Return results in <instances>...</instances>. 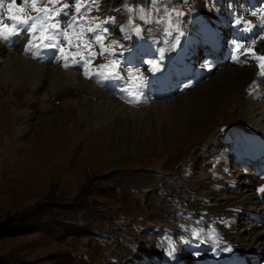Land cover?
Segmentation results:
<instances>
[{
	"label": "rangeland",
	"instance_id": "rangeland-1",
	"mask_svg": "<svg viewBox=\"0 0 264 264\" xmlns=\"http://www.w3.org/2000/svg\"><path fill=\"white\" fill-rule=\"evenodd\" d=\"M27 1L29 5L27 13L23 12L22 22L34 21L32 31L42 32L50 38L61 36L64 32L61 37L63 41H71L72 38L70 44L73 51L93 41V34H89L85 28L80 29L85 32L82 35L73 28L75 19L87 17L88 13L99 17L96 20L92 16L93 27L109 19V23L100 24L99 28L103 31L97 32V36H103L107 29L111 32L114 30L117 37L125 38L124 31L118 29L123 24L122 19L126 20L127 17L124 11L120 14L112 9V5L117 8L120 6L116 0H84L79 13L75 11L76 0H58L57 6H52V0H35V8H32L33 0ZM254 1L258 4L260 0ZM197 2L201 3L202 0H191L188 5L194 8L192 14L206 13ZM65 4L68 7H64ZM229 4L233 5L231 10ZM165 5L170 8L175 2L169 0L158 4L156 8L163 11ZM42 7L47 11H40ZM243 9H247L245 0H224L216 21L227 22V26L223 27L225 33L235 31V27H232L233 13ZM39 12L46 15L45 19L33 20ZM61 13L64 17L59 19ZM111 17H115V22L111 21ZM215 28L216 25L211 24L213 31ZM26 40L29 38L24 42ZM96 44L98 46L99 43ZM15 49L21 51L18 47ZM101 52L102 49L95 52L94 67L98 65ZM74 53L79 57L85 55L80 60L83 64L87 65L91 60V53L85 48ZM34 63L39 65V62ZM39 66L45 67L44 64ZM87 68L92 75V67L89 65ZM99 71L95 68L94 75ZM217 74L218 71L210 80L218 76L220 80L223 72ZM222 79L227 80L226 77ZM51 83L53 79L47 84L46 95L33 106L27 100L36 94L35 90L20 87L19 93L14 92L4 80L0 81V102L6 103L8 107L5 114L0 111V225L32 214H40L42 222H45L44 228L38 232L0 238V264H133L143 260L138 255L154 250L157 237L165 228L171 229L176 236L181 235L180 229L172 226L182 220V217L176 216L173 201L183 205L189 202L191 205L195 204L192 199L197 196L201 199L213 197L212 190L204 187L205 182L199 188L191 178L185 176L186 164L193 168V180L197 176L211 177L204 170L208 169L206 164L209 163L207 151L216 146L217 139L214 137H221L219 132L223 126L245 124L254 126L256 131L264 135V119L254 114V107H247L250 115L240 120L239 110H242L243 104H238L235 109H227L223 105L216 108L218 102H223L229 96L224 91L212 99L206 116L201 111L207 105L199 106L196 114L199 112L200 115L192 122H186L185 112L179 107L173 112L175 116L171 114L169 118H152L149 122L136 124L124 123L129 115L111 120L102 115L97 119L92 107L96 103L100 104L101 99L94 91L101 90L90 82H87L91 85H88L90 90L85 92L75 89L62 91L68 87L59 85L61 92L57 95L50 92ZM103 93L101 95L113 98L115 103L119 101ZM182 96L176 98L177 104H181L185 97ZM241 100L239 97L237 103ZM51 107L54 110L50 114ZM79 108H83L86 113L82 114ZM263 109L261 107L259 111L264 116ZM15 111L21 115H32L24 133L18 130L19 115ZM53 112L62 125L55 130L57 135L51 141L45 138L51 130V122L45 118L53 116ZM172 117L180 122L178 125L181 129H173L177 132L172 130L169 123ZM34 136L36 140L29 142ZM215 201L213 199L212 203ZM243 218L240 217L236 227L239 233L244 232L239 226ZM190 220V223H194L193 219ZM260 228L257 231H262Z\"/></svg>",
	"mask_w": 264,
	"mask_h": 264
},
{
	"label": "bare ground",
	"instance_id": "bare-ground-1",
	"mask_svg": "<svg viewBox=\"0 0 264 264\" xmlns=\"http://www.w3.org/2000/svg\"><path fill=\"white\" fill-rule=\"evenodd\" d=\"M12 11L13 9L10 8L7 9L6 15L4 16V19L6 20L5 25L12 26L14 24V21L11 19L13 17ZM44 66L45 67L39 66L36 63L31 62L30 60L25 58H18L15 52L8 54L0 46V81L4 80L6 82V86L14 89L15 90L14 92L19 93L20 90L18 91V89H20V87H22V89L23 87H26L27 89L30 88L31 90L32 89L35 90L36 94H32L27 100L29 101V104L33 106L36 104V102L39 101L40 98H43L44 94L48 91L47 87L49 85L47 86V84L52 79H53V83H51L52 85L50 88V92L53 95H57L58 93L61 92L59 90V85L62 86L66 85V87H68V88H64L62 91H66L67 89H75L82 92L90 90V88L88 87V85L90 84L80 79L79 76L74 72H65L58 69L57 67L50 68V66H46V65ZM222 72L223 74L220 76V80L218 76V78H216L215 80L211 79L206 84H203L195 88V90H193L194 92L192 91L191 93H187L183 95L185 97L182 96L183 99L181 101V104H177L178 102L175 98L171 101L154 103L150 107L140 110L130 109V108L127 109L119 101L117 102L118 103L117 104L114 102L113 98L109 96H105L106 94L101 95L104 93L99 90H95L94 94H96L99 100L100 99L101 100H100V104L96 103L92 107L93 111L95 112L94 115L97 117V119H99L102 115H104V117L108 120H111L113 118H118L124 115H129L128 119H125L124 123L134 122L137 124L139 122H143V123L149 122L152 118L160 119L163 118L164 116H167L169 118L172 116L171 114H173V112L180 107V109L181 108L183 109L187 117L186 122H192L193 120H195L196 117H199L200 115L199 112H197L196 114V110H198L197 108L199 106L203 107V104L207 105V108H203V111H201L202 114L206 116L207 112L209 113L208 107L211 104L212 99L219 96L224 91V92H228L229 96L223 102L222 101L218 102L216 108L219 107L220 105H223L224 107H227V109H231L232 107L233 109H235L238 104H243L244 107L242 108V110H239L240 115L238 120L250 115L249 108L247 107H254V114L257 116H261L264 119V116L259 111L261 107L263 108V105L262 104L260 105L259 103L258 104L254 103L249 98L245 99L246 94L245 92L243 93L245 87L248 84H250L251 81L254 79L255 71H253L251 68L230 67V69L226 68L224 70L219 71L218 74ZM223 77H226L227 80L225 79L221 80V78ZM239 97H241L242 100L241 102L237 103ZM220 98L222 99V97ZM12 100L15 101L14 98H12ZM84 102H82V104H85ZM20 105L18 104V106ZM71 107L74 106L71 105ZM83 108H79L82 114L86 113V111L82 110ZM7 110L8 107L6 103L0 102V111L3 114H5ZM52 110H54V108L51 107L50 114L52 113L51 112ZM251 112H253V110ZM15 113L17 112L15 111ZM17 114L19 115L18 130L20 133H24L26 128L29 126L26 124L28 123L29 119L32 118V115L25 113L22 115L21 113L20 114L17 113ZM56 115L57 114H54L53 112V116H49L48 118H45L46 120H48V122L49 121L51 122L50 124L52 131L49 129V133H47L46 137L45 136L44 137L51 141L52 139H55V136L57 135L56 133H54L55 130L59 129L62 125L61 123L62 121L60 122L59 118ZM180 117L182 118V115H180ZM202 118L203 117H201V119ZM170 119L171 120H169L170 121L169 123L172 127V130L173 129L180 130L181 128L178 125L180 124V122H176L173 117ZM172 130L170 129L171 135L173 131L177 132L176 130L173 131ZM35 140L36 137L34 136V139H30L29 142ZM251 151L253 150L251 149ZM219 174L221 176L223 175L221 171H219ZM237 176L238 175H236V177ZM238 177H241V174H239ZM194 178L195 177L191 178V181H194V183H196V187L198 186L200 188L201 187L200 184L205 182L206 186L204 187H208L210 191L212 190V193H214V188H213L214 184L228 186L229 183H231L233 180L232 178H229L227 175L224 176L223 179H216V180L212 178V175L211 177H206V178L205 176H201V177L197 176V178L193 180ZM254 185L255 184H253L252 182L247 183L244 182L243 180L242 181L240 180L236 191L227 189L225 191H221L216 194L214 193L213 194L214 197L211 198L212 199L211 202L209 201L208 203L204 204L199 199H195V205H197L198 207L202 206L204 209L209 210V212L213 214L222 213V215H224L225 218H227L229 221L228 227H225L224 225H220V231L223 233L225 240L228 242V244L231 245L232 251L231 252H226L223 250L219 251V254L222 256L224 254H230L235 251H241L242 253H247V254L257 253L260 256H264V223H262V221L260 222L247 221L245 218H243L244 221H242L239 226L243 228L242 230H244V232L243 233L241 232L242 233L241 234L239 233V231L237 232V228H236L238 221L240 220V217L244 216V214L241 213L242 210H247V211L253 210L262 215L264 208L263 207L258 208L257 206V196L254 190H252ZM213 199L214 201L216 200L215 203H212ZM249 205H252L253 207H250ZM260 227L262 228V231H257ZM228 244L224 245V248H226ZM210 261H211L210 264H212L213 259H210ZM188 263H190V261H188ZM201 264H205V262H202Z\"/></svg>",
	"mask_w": 264,
	"mask_h": 264
},
{
	"label": "clouds",
	"instance_id": "clouds-1",
	"mask_svg": "<svg viewBox=\"0 0 264 264\" xmlns=\"http://www.w3.org/2000/svg\"><path fill=\"white\" fill-rule=\"evenodd\" d=\"M27 3V0H25ZM35 3L33 0L32 7ZM187 0H184V5H174L172 7L164 6L163 11L159 8H156L153 5L145 8L143 5L133 6L131 4H124L121 7L124 9L126 15V20L124 24L120 25L121 32L125 31L127 27H131L132 33L141 41L145 40V27L148 25L155 24L154 28L147 29V41L152 44L153 49L156 53L153 58H145L144 63L150 65V72L162 71L163 62L166 57L175 52L181 45V40L185 36V30L183 25V17L187 12L194 10L193 7H187ZM4 7V0H0V8ZM12 7L11 5L9 6ZM64 7H68L67 4ZM207 8V4L205 5ZM233 8L232 4H229V9ZM47 11V9H43ZM210 11L213 9H209ZM219 11L218 8L214 9ZM77 13L80 12V5L77 4L75 7ZM154 13H157L154 15ZM233 26H242L240 31L244 33H250L253 29H256L258 26L264 28V4H261L258 7L250 8L246 10L243 9L239 13H233ZM75 19V17H73ZM93 19L99 20V17ZM112 22H115V17L110 18ZM142 21L137 23L136 21ZM26 23V22H25ZM101 23H109V19H105L97 23L95 27L89 28L90 32H95L97 28L100 27ZM107 32V29H105ZM20 35V30L17 29V26L13 24L11 27H8L4 24V20L0 19V44H6L7 41L13 36ZM126 39H131V37H126ZM259 39H264V34L259 36ZM95 40L99 43L100 48L102 49L101 55L108 53L110 56L113 55L117 50H120L121 56H123L124 51H129L130 49H125L124 45L121 44L119 39H112L108 46H105L104 40L105 37L98 35L95 37ZM230 44L236 45L237 48L242 47V44L237 43L236 40H230ZM115 46V47H113ZM33 45L30 40L24 42L22 51H17V49L8 46V54L13 52L16 53L18 58H26L29 53L32 54V58L35 59L39 53L32 52ZM95 55V53H93ZM122 61L120 59H107V62L99 66L100 72L97 73L100 80L107 81L109 79H122L121 73L118 71ZM109 65L111 68H109ZM202 65L206 71H211L212 67L210 66L209 60H204ZM63 68H67V65H64ZM260 70L256 73V78L248 84L244 92L246 98L251 99L252 101H259L264 99V89L260 83L261 78H264V63L259 65ZM127 76V86L120 88V91L125 95L121 96L120 99L123 103L129 106L131 109H136L140 105L148 106L152 99L150 96L145 94V91L148 89V78L145 76L141 67L128 66L125 68ZM79 75L90 79L91 76L87 69H84L79 73ZM192 87V82L184 83L183 88ZM216 164H213L212 168L209 169L210 174L214 180L223 179L219 173L215 171ZM225 173H229L227 168H224ZM230 174V173H229ZM234 186V184H233ZM220 185H213V188L218 189ZM255 193L258 198L264 200V175H260L259 182L256 184ZM174 207L177 210V218L184 217V211L181 210V205L179 201H173ZM234 222V221H233ZM217 223L223 224L225 227L229 226V221L224 217H214L213 222L209 223L207 227L204 226L202 220L194 223H183L177 222V227L180 229L181 235L176 236L172 234V230L165 228L163 233L157 237L156 247L161 250L165 257L174 260L176 258V253L180 246L189 245L192 242H198L199 244H207L211 249L210 255L218 256L219 250L226 252H231L232 247L230 244L226 248L221 249L222 245L227 244L223 233L217 227ZM159 231V227L157 228ZM135 250V249H133ZM196 253H193L195 255Z\"/></svg>",
	"mask_w": 264,
	"mask_h": 264
},
{
	"label": "trees",
	"instance_id": "trees-1",
	"mask_svg": "<svg viewBox=\"0 0 264 264\" xmlns=\"http://www.w3.org/2000/svg\"><path fill=\"white\" fill-rule=\"evenodd\" d=\"M44 224L45 222H42L40 214H32L31 216H27L25 218H22L21 220H13L11 222H6L0 225V238L17 237L30 233H35L38 232L40 229H43Z\"/></svg>",
	"mask_w": 264,
	"mask_h": 264
},
{
	"label": "snow or ice",
	"instance_id": "snow-or-ice-1",
	"mask_svg": "<svg viewBox=\"0 0 264 264\" xmlns=\"http://www.w3.org/2000/svg\"><path fill=\"white\" fill-rule=\"evenodd\" d=\"M33 7L35 8V3H34V5H33ZM14 19H19V17H14ZM53 27H55V25H53ZM93 55H94V54H93ZM258 59L261 60L262 63H264V55L258 57Z\"/></svg>",
	"mask_w": 264,
	"mask_h": 264
}]
</instances>
